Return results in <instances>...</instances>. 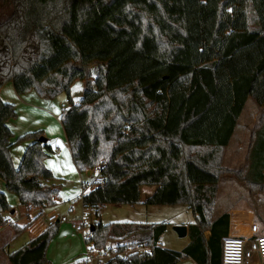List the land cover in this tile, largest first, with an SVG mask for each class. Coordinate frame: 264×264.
Returning a JSON list of instances; mask_svg holds the SVG:
<instances>
[{"label": "trees", "instance_id": "1", "mask_svg": "<svg viewBox=\"0 0 264 264\" xmlns=\"http://www.w3.org/2000/svg\"><path fill=\"white\" fill-rule=\"evenodd\" d=\"M77 81L85 88L75 104ZM8 83L20 96L67 93L60 121L78 171L104 164L105 182L82 203L98 218L106 205L141 204L145 185L158 189L144 204L193 212L182 251L157 246L165 223H94L87 241L97 248L118 238L153 247L150 255L107 264H221L229 215L208 216L220 181L216 151L229 146L250 99L264 117V0H0V91ZM17 116L0 97V180L23 207L41 213L59 195L44 162L53 149L40 142L42 131L14 141L9 122ZM262 117L253 146L263 158L251 157L249 167L260 165L253 177L264 184ZM21 142L31 143L15 167L10 152ZM12 209L0 191V225L16 236L39 216L20 227L8 219ZM58 232L59 225L46 229L10 253L9 263L50 264Z\"/></svg>", "mask_w": 264, "mask_h": 264}, {"label": "rangeland", "instance_id": "2", "mask_svg": "<svg viewBox=\"0 0 264 264\" xmlns=\"http://www.w3.org/2000/svg\"><path fill=\"white\" fill-rule=\"evenodd\" d=\"M5 13L6 12H3L2 14ZM95 73L96 71L93 69L92 80H94ZM84 88L85 82L83 81H77L72 85L71 97L75 104L80 102ZM23 96L24 95H22L21 97L24 103L21 105L18 104L17 106L18 116L17 118L11 120L13 126L12 129L15 133L13 140L16 141V139L20 136H23L26 131H42V137H50V141L57 142L61 150L64 151L65 145L67 143L60 119L63 111L69 107L67 93L62 92L52 100H45L38 96L35 92H30L28 96L25 95V100ZM24 106L35 108L37 110H34L35 112H32L31 109H25ZM50 108L51 110H49ZM41 111L48 112V116H43ZM262 115L263 110L259 108L255 101L250 99L240 118L237 132L232 142L225 149L216 151L217 161L215 163V171L220 175V181L214 205L209 209L208 212V216L213 219L217 218L221 213H227L228 211L230 213L231 211L237 209H247L255 211L259 217L258 219L260 220L262 227L264 226V190L261 189V186H264V184L259 183L257 178L253 177V172L260 171L261 167L259 165L257 170H255L254 168L251 169V167H249V162L251 163V157L252 161L258 160L261 155L263 158V154H260L258 149H256L254 146L250 151L251 134L256 136L259 135L254 132L253 129H255V127L259 124ZM27 143L29 142L18 143L16 145V148L12 150L13 152H10L12 161H15V159H17L22 151V146L27 145ZM185 150L186 156L195 157L197 156V154H202L199 153L197 149ZM55 153L50 157L55 162H61V155L58 154L60 153V150L58 153ZM256 157L258 158L253 160V158ZM51 158H49L50 161L48 163L53 166ZM259 163L263 162H261L260 160ZM54 167L60 172L57 173L58 176H67L66 179L63 178L64 180L62 179L60 180V182L69 190V194H64L62 196L60 195L57 199V205L56 203L54 205L55 207H45L47 208L46 213L55 212L60 216H66L69 223H62V225L66 224L71 226V222L80 220V217H82V214L84 212L81 197H75L77 198V200L75 198H70L73 194L76 193L75 191L78 189V187L79 191L82 190L80 184L77 183V180L80 177V172L78 171L74 161L70 168L67 167V170H62L60 167L55 165ZM81 176L84 180L93 181L96 176H98V172L97 169H95L93 171H90V175H88V172H85L82 173ZM245 177L249 182L245 181ZM251 184L257 185L260 190H252L251 188L253 187L251 186ZM145 193L146 191L145 189H143L141 193L142 200H144L146 197ZM8 198L10 199L11 203L15 204V207L12 206V210L16 211V214H13L12 216L13 221L23 219L22 221H20V225H25V209L20 204L19 199L12 193L8 194ZM72 207L74 208V210H72ZM28 208L29 209L26 208V211L28 213L32 212L34 213V215H37L40 212L38 209H35L33 207ZM87 213L88 220L92 224L96 222L109 224L129 221L139 223H165L167 224V231L162 236V243L167 249L175 251H179L185 240H189V238H180L173 228L175 226H179V224L192 223L195 219L193 212L189 210L185 205L149 206L146 204L143 205L142 203L136 206L106 205L102 208L99 218L96 216V213L94 211H88ZM71 232L76 235V238H67V245L61 243L55 244L54 240L56 237L51 240L50 244H52V246L51 254L49 256L51 258L54 256L55 259H60L62 257L67 258L66 262L69 259L71 260L70 262L65 264H81L86 251V244L84 242L85 239L82 234H79L74 230L70 231V233ZM23 241L24 240H22L21 238L19 240H15L13 243V247H19V245H22ZM5 251L6 250H0V264H8V253Z\"/></svg>", "mask_w": 264, "mask_h": 264}, {"label": "built area", "instance_id": "3", "mask_svg": "<svg viewBox=\"0 0 264 264\" xmlns=\"http://www.w3.org/2000/svg\"><path fill=\"white\" fill-rule=\"evenodd\" d=\"M103 166L104 164L96 168L98 176L82 187L80 194L82 203L84 196L105 182L100 174ZM88 211L95 212L93 208H84L81 219L71 222L72 229L82 234L85 239L86 251L81 264H107L114 259L130 261L134 256L142 257L152 253V246L146 243L135 244L123 238L112 240L103 248L95 247L93 243L87 241L94 233L91 230L93 224L88 220ZM46 212L47 208L38 213L39 216L35 219L34 224L38 230L69 223L66 216ZM157 246L163 248L161 237ZM221 264H264V235L261 234L260 226L251 210L237 209L230 212L229 231L222 240Z\"/></svg>", "mask_w": 264, "mask_h": 264}, {"label": "crops", "instance_id": "4", "mask_svg": "<svg viewBox=\"0 0 264 264\" xmlns=\"http://www.w3.org/2000/svg\"><path fill=\"white\" fill-rule=\"evenodd\" d=\"M4 92H5V95H4ZM30 93H28V94H26V96H28ZM4 96V97H3ZM26 96L24 95L23 96V98H24V100H25V98H26ZM0 97L2 98V100L4 101V102H7V103H12V104H14L15 106H16V109L18 108L17 106H18V104L19 105H21V104H23L24 103V101H22V97L20 96V95H18L16 92H15V89H14V86H13V84L12 83H8V84H6L2 89H1V91H0ZM6 98V99H5ZM7 100V101H6ZM27 101V100H26ZM79 103V102H78ZM78 103H76V104H78ZM247 106V105H246ZM24 108L25 109H31V111L32 112H35L34 110H37V109H35V108H30V107H27V106H24ZM260 108V107H259ZM261 110H262V108H260ZM18 110V109H17ZM49 110H51V108L49 109ZM41 113H42V115L43 116H48V112H44V111H41ZM15 123V122H14ZM9 126H10V128H11V130L13 131V129H12V121H10L9 122ZM238 128V127H237ZM254 130V132H256V127H255V129H253ZM44 131V130H43ZM28 132H31V131H26L25 133H28ZM236 132H237V130H236ZM236 132H235V134H236ZM14 133V132H13ZM65 133V132H64ZM15 134V133H14ZM235 134H234V136H235ZM234 136H233V138H234ZM233 138H232V140H233ZM65 139H66V145H65V148H64V151H62L61 150V148L59 147V144L57 143V142H51L50 141V137H47V143H48V145H50L51 147H52V149H53V152L52 153H50V155L48 156V158L45 160V164H46V166L52 171V173L54 174V176H55V179L52 181V185H54V187L56 188V189H58L59 190V195H58V197H57V199L59 198V196L61 195H64V194H69V190L65 187V185L63 186L62 184H61V182H60V180H62L63 178H67V176H58L57 175V173H60L55 167H54V165L55 166H58V167H60L62 170H67V167H71V165H72V163H73V161H72V158H71V153H70V150H69V145H68V142H67V138H66V135H65ZM251 146H250V150H251V147L253 146V144H254V142H255V135H252L251 134ZM232 140H231V142H232ZM230 142V143H231ZM26 143V142H25ZM31 142H29V143H27V145H23L22 147V151H21V153L19 154V156L17 157V159H15V161H13L14 162V165H15V167H18L19 165H20V163H21V161H22V159H23V156H24V153H25V151H26V149H27V147H28V145L30 144ZM230 145V144H229ZM16 148V146H14L13 148H12V150H14ZM11 150V151H12ZM59 150H60V153H58L59 152ZM13 152V151H12ZM58 153V154H60L61 155V158H62V160H61V162H55L50 156H52V154H54V153ZM16 153V152H15ZM55 153V154H56ZM49 158H51V161H52V164H53V166L52 165H50L48 162L50 161V159ZM50 166H52V167H50ZM81 174L82 173H80V177H79V179L77 180V183H79L80 184V187L82 188L86 183H88V182H91V181H87V180H84L83 179V177L81 176ZM88 175H90V172H88ZM64 180V179H63ZM249 182V181H248ZM251 186L253 187V188H251L252 190H254V191H256V189H258V190H260L258 187H257V185H254V184H251ZM262 188V190H264V186H261ZM143 189H145V191H146V193H145V199L144 200H142V198H141V202H142V204L144 205V202L149 198V197H151L155 192H156V190L158 189V187L157 186H149V185H145V186H142L141 187V193H142V191H143ZM261 190V191H262ZM0 191H2V192H4V193H6V195H7V200H8V202H9V204L11 205V206H13V207H15V204L14 203H11V201H10V199L8 198V194H9V192H7V190H6V188H5V184L0 180ZM76 193L75 194H73L70 198L71 199H73V198H75V197H79L80 196V194H81V191H79V187H78V189L75 191ZM70 196V195H69ZM77 198H75L76 200H77ZM57 199H56V205H57ZM83 205V204H82ZM149 206H151V205H149ZM55 207V206H54ZM53 207V208H54ZM24 209H25V214H26V218L24 217V221H25V225H20V221H22L23 219H20V220H17V221H13V218H12V214L11 213H9V215H10V217L8 218L9 219V221L12 223H15L16 225H18V226H20V227H24V226H26V225H28V223H29V221H30V219H33L35 216H36V214L34 215V213H32V212H27L26 211V207H24ZM72 210H74V208L72 207ZM251 211H253V210H251ZM14 213L16 214V211H14ZM253 213H254V216H255V219H256V221H257V223L259 224V226H260V230H261V234L262 235H264V226L262 227V225H261V222H260V220L258 219L259 217H258V215H257V213L255 212V211H253ZM224 214H230L229 213V211L227 212V213H221L218 217H220V216H222V215H224ZM76 217H78V216H76ZM217 217V218H218ZM130 222V221H129ZM195 222V219H194V221L192 222V223H188V224H179V226L180 225H184V226H187V228H189V225H191V224H193ZM133 223H139V222H133ZM149 224H158V222H155V223H149ZM73 229H72V227L71 226H69V225H62V224H60L59 225V232H58V235L56 236V238H55V244L56 243H61V244H65V245H67L66 244V242L68 241L67 240V238H70V237H74V238H76V235H74L73 234V232H71L70 233V231H72ZM45 230H38V228H37V225L36 224H34V223H31L29 226H28V228H27V230L26 231H24L23 233H21L20 235H18V236H16L15 235V233H14V231L12 230V228L10 227V225L9 224H5V225H0V250H6L5 252H7L8 253V255L10 254V253H12V252H14V251H16V250H18V249H20V248H22L23 246H25L30 240H32V239H34V238H36V237H38L42 232H44ZM228 231H229V222H228V229H227V234H228ZM70 233V234H69ZM69 234V235H68ZM204 236H205V239L206 240H209L210 239V237L212 236V233L210 232V231H205V233H204ZM22 239V240H24L23 241V243H22V245H19V247H13V243H14V241L15 240H19V239ZM185 238H189V240H185V242H184V244L182 245V247H181V249L179 250V251H182L185 247H187L189 244H190V237H189V234L185 237ZM222 240H223V238H222ZM84 242H85V240H84ZM53 243V242H52ZM54 244V245H55ZM161 244H162V247L164 248V249H167L165 246H164V244L162 243V237H161ZM51 246H52V244H50V246H49V248H48V251H47V259L49 260V262H50V264H65V263H68V262H70L71 260L69 259L67 262H66V260H67V258H64V257H62V258H60V259H55L54 258V256L51 258L49 255L51 254ZM15 248V249H14ZM53 249V248H52ZM169 250V249H168ZM173 251H175V250H173ZM7 261H8V264H10L9 263V259L7 258ZM179 264H195L194 263V261L193 260H191V259H186V260H183V261H181Z\"/></svg>", "mask_w": 264, "mask_h": 264}, {"label": "water", "instance_id": "5", "mask_svg": "<svg viewBox=\"0 0 264 264\" xmlns=\"http://www.w3.org/2000/svg\"><path fill=\"white\" fill-rule=\"evenodd\" d=\"M40 142H42V143H47V138H45V137H41V138H40ZM11 214H12V215L14 214V210L11 211ZM173 229H174V231L177 233V235H178L180 238H185V237L188 235V228H187V226H184V225L175 226ZM91 230H92L93 232L95 231V226H94V224L91 226Z\"/></svg>", "mask_w": 264, "mask_h": 264}]
</instances>
